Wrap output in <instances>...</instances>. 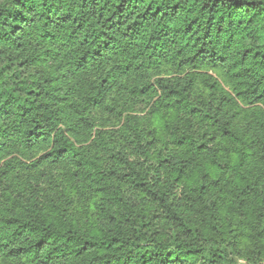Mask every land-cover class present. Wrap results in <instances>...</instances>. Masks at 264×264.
<instances>
[{"label": "trees", "instance_id": "16d2710c", "mask_svg": "<svg viewBox=\"0 0 264 264\" xmlns=\"http://www.w3.org/2000/svg\"><path fill=\"white\" fill-rule=\"evenodd\" d=\"M0 264H264V0H1Z\"/></svg>", "mask_w": 264, "mask_h": 264}, {"label": "rangeland", "instance_id": "374dc122", "mask_svg": "<svg viewBox=\"0 0 264 264\" xmlns=\"http://www.w3.org/2000/svg\"><path fill=\"white\" fill-rule=\"evenodd\" d=\"M1 1V0H0Z\"/></svg>", "mask_w": 264, "mask_h": 264}]
</instances>
